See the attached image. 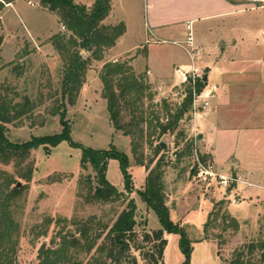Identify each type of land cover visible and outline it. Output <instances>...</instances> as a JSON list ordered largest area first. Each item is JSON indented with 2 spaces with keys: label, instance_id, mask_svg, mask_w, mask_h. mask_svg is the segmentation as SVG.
I'll return each instance as SVG.
<instances>
[{
  "label": "rangeland",
  "instance_id": "obj_1",
  "mask_svg": "<svg viewBox=\"0 0 264 264\" xmlns=\"http://www.w3.org/2000/svg\"><path fill=\"white\" fill-rule=\"evenodd\" d=\"M0 1L5 2L0 12V98L14 104H23L27 98L35 106L31 113L9 125L8 138L13 143H23L33 137L60 133L62 126L59 118L51 116L50 111L59 96L64 66L49 38L56 32H64V28L58 16L43 8L39 0ZM94 1L74 0V3L90 7ZM129 8L126 4V11ZM116 9L119 12L117 6ZM130 14L129 11L127 15ZM244 16L248 29L258 38L259 32L264 29V9L248 11ZM142 18L143 10L139 17L141 36L129 33L118 49L111 48L103 54L101 60L89 62L83 72V85L76 102L73 106H67L65 116L73 142L94 150L114 147L126 156L127 172L132 181L128 198L136 205V233L139 240L146 231H156L162 227L155 211L146 205L138 193L145 185L148 172L133 162L129 138L116 131L111 123L107 102L101 95V69L104 63L115 59L113 56L118 50L129 51L116 60H129L137 74L149 70L151 79L158 82L159 78L169 79L172 71L180 63L189 61L190 57L179 45L161 42L147 30L144 33ZM111 22V17L104 21L106 24ZM129 25L134 30L133 21L129 20ZM199 25L192 26V34ZM182 33L184 36L186 32ZM189 49L190 54L194 55ZM81 54L84 58H90L85 51H81ZM150 85L154 94L151 104H160L166 100L173 107L183 99L178 86L170 92H164L159 84ZM192 126V114L189 112L178 125V131H184L185 139L176 140L175 135L166 134L160 140V143L165 144L159 156L164 163L163 186L169 219L184 229L190 241V264H226L225 261L241 247L264 236V149L255 150L258 156L251 166L257 172L251 177L253 185L242 186L243 192L241 189L237 191L234 186L231 187V180L223 186L219 178L198 177L199 167L194 159L193 146L191 150L186 149L185 141L192 137ZM198 151L200 153L199 144ZM144 155L152 158V149L144 146ZM81 156V148L62 141L49 149L37 147L26 161L9 165L0 163V181L11 178L21 189L12 204L20 228L12 264H36V255L42 244L55 248L59 236L69 232L77 235V221L86 222L91 219L108 224L124 208L125 205L119 202L107 205L86 203L78 197L80 176L95 175L90 167L87 170L81 169ZM106 178L119 191L126 190L117 158L108 160ZM218 201L224 204L214 207ZM212 210L214 213L207 228L209 238L205 239L204 228ZM217 212L219 217L215 214ZM224 213L234 217L243 229L235 232L228 223L223 224L220 216ZM49 219L52 221L47 224ZM61 219L67 222L58 223ZM164 236L167 242L163 254L164 264H182L184 256L179 247V234L165 233ZM92 252L80 254V257L87 260ZM132 254L139 264H146L139 251L132 250ZM258 256H255L257 260Z\"/></svg>",
  "mask_w": 264,
  "mask_h": 264
},
{
  "label": "trees",
  "instance_id": "obj_2",
  "mask_svg": "<svg viewBox=\"0 0 264 264\" xmlns=\"http://www.w3.org/2000/svg\"><path fill=\"white\" fill-rule=\"evenodd\" d=\"M111 1L95 0L87 7L75 4L74 0H39L43 8L58 16L64 28V32H56L49 38L53 49L62 58L64 66L59 96L50 111L51 116H58L62 131L33 137L23 143L11 142L8 138L9 125L31 113L35 106L27 98L23 104H14L0 98V163L9 165L26 161L30 153L39 146L49 149L62 141H67L71 146L82 149L81 169L87 170L90 167L95 174L94 177L90 174L80 176L78 197L86 203L99 202L107 205L119 202L125 205L111 223L105 224L91 219L86 222L77 221V235L69 232L59 236L60 240L55 248L42 244L36 255V264H139L132 250L139 251L146 264H164L163 254L167 243L165 233L179 234V247L184 256L182 264H190V241L184 229L169 219L163 186L164 163L159 154L163 150L160 140L164 135H175L176 140L185 139L184 131H178V125L185 114L191 113L193 89L191 77L187 75L184 83L178 86L183 99L171 107L166 100H162L160 104H151L154 94L148 82L147 71L135 73L129 60L117 59L106 62L101 69V95L107 102L111 123L116 131L129 138L133 162L148 172L145 185L138 193L146 205L155 211L162 227L160 230L146 231L141 240L136 233V205L128 198L132 190V181L127 172L126 156L114 147L109 150L85 148L70 138V127L65 119L67 106H73L76 102L83 85V72L86 66L91 60H101L103 54L125 33V25L122 22L114 25L104 23L111 10ZM3 8L4 3L0 1V12ZM81 51L89 53L90 58H84ZM205 85L203 76L196 78L195 92H202ZM185 141L186 149L191 150V139ZM144 146L152 149V158L145 157ZM110 158H117L121 164L125 191H119L107 181L106 170ZM200 158L203 163L208 161L204 155L200 154ZM30 172L29 169L28 173ZM20 190L11 178L0 181V264H12L16 253L20 228L12 204L20 195ZM222 204L224 202L218 201L214 207ZM213 213L214 210L209 213L205 224V239L209 238L207 228ZM215 214L219 217V212ZM220 219L223 224L228 223L233 231H238L239 223L230 214L224 213ZM51 221L49 219L47 224ZM62 221L67 222L61 219L58 223ZM45 234L46 230L43 232V235ZM91 252L92 255L87 260L80 257V254ZM256 254H259V260L255 258ZM263 262L264 236L241 247L225 261L226 264Z\"/></svg>",
  "mask_w": 264,
  "mask_h": 264
},
{
  "label": "crops",
  "instance_id": "obj_3",
  "mask_svg": "<svg viewBox=\"0 0 264 264\" xmlns=\"http://www.w3.org/2000/svg\"><path fill=\"white\" fill-rule=\"evenodd\" d=\"M126 4L130 6L128 11ZM258 8L264 9V0H112L106 18L111 17L113 25H125V33L112 47L117 49L129 33L141 36L142 10L144 33L147 30L161 42L180 47L189 32L187 25L191 30L200 24L194 34L191 30L190 50L194 55L190 54L189 61L180 63L169 79L155 82L149 70L147 77L164 92L184 83L192 70L206 77L203 93L212 97L205 110L192 115V134H197L200 154L206 156L214 171L233 179L231 185L241 192L242 186L253 185L251 177L257 172L251 166L258 156L255 150L264 149V29L257 38L244 16ZM182 32H186L184 36ZM181 49L187 53V49ZM128 53L118 50L113 61ZM262 158L264 161V154ZM239 229H243L240 223Z\"/></svg>",
  "mask_w": 264,
  "mask_h": 264
},
{
  "label": "built area",
  "instance_id": "obj_4",
  "mask_svg": "<svg viewBox=\"0 0 264 264\" xmlns=\"http://www.w3.org/2000/svg\"><path fill=\"white\" fill-rule=\"evenodd\" d=\"M187 29H188V34L186 37V41H184L183 44H180L181 47L187 49V53L190 55V52L188 51V49L192 48V34H191V30H190V25H187ZM263 39H264V34H263ZM189 49V50H190ZM188 75L191 77L192 79V83H193V89H192V103H191V114H195L196 112H200L205 110L208 105H209V99L210 97H212V94H208V95H204L203 90L200 93H196L195 89H194V82L196 78H201L203 75H200L196 70H192L191 72L188 73ZM191 142H192V146H193V152H194V159L196 161V164L199 167V171H198V177L203 178V179H208V178H219L221 180V184L223 186H226L228 184V181H233V179L231 178H224L223 176L218 175L215 171H214V167L210 162H206L203 163L201 162V158H200V153L198 151V144H199V140H198V136L197 134H192V137L190 138Z\"/></svg>",
  "mask_w": 264,
  "mask_h": 264
},
{
  "label": "water",
  "instance_id": "obj_5",
  "mask_svg": "<svg viewBox=\"0 0 264 264\" xmlns=\"http://www.w3.org/2000/svg\"><path fill=\"white\" fill-rule=\"evenodd\" d=\"M203 81H206V77H203ZM160 146H161L162 148H165V144H164V143H160ZM18 186H19V184H18Z\"/></svg>",
  "mask_w": 264,
  "mask_h": 264
}]
</instances>
